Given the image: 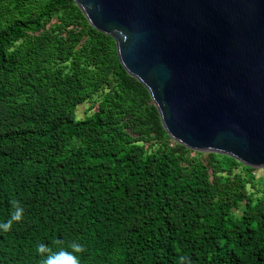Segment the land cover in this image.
Here are the masks:
<instances>
[{"label": "trees", "instance_id": "1", "mask_svg": "<svg viewBox=\"0 0 264 264\" xmlns=\"http://www.w3.org/2000/svg\"><path fill=\"white\" fill-rule=\"evenodd\" d=\"M254 171L174 141L74 0H0V264H264Z\"/></svg>", "mask_w": 264, "mask_h": 264}, {"label": "water", "instance_id": "2", "mask_svg": "<svg viewBox=\"0 0 264 264\" xmlns=\"http://www.w3.org/2000/svg\"><path fill=\"white\" fill-rule=\"evenodd\" d=\"M74 1L176 142L264 168V0Z\"/></svg>", "mask_w": 264, "mask_h": 264}, {"label": "rangeland", "instance_id": "3", "mask_svg": "<svg viewBox=\"0 0 264 264\" xmlns=\"http://www.w3.org/2000/svg\"><path fill=\"white\" fill-rule=\"evenodd\" d=\"M94 105L95 104H94V101L93 100L86 101L85 103L80 104L77 107V110H76L77 118L83 119L87 114H91L95 110V108H93ZM195 152H199V153H202V154L211 153V152H201V151H195ZM254 169H255L254 174L256 176L254 182L257 183V187H259L260 189L261 188H264V168H254ZM237 171L238 172L243 171L244 172V175H246L245 169L242 168V167H240ZM248 189H249V192L254 191V187H252V184L251 183L248 184ZM235 211H236V214L237 215L238 214H241L240 209H237Z\"/></svg>", "mask_w": 264, "mask_h": 264}, {"label": "clouds", "instance_id": "4", "mask_svg": "<svg viewBox=\"0 0 264 264\" xmlns=\"http://www.w3.org/2000/svg\"><path fill=\"white\" fill-rule=\"evenodd\" d=\"M21 209H17L16 213H14L13 218L19 220L20 219ZM5 230H7V225L3 226ZM45 248V245L41 244L38 246V251H42ZM72 248L74 251H80L82 246L80 244H73ZM59 255H67V253L61 252ZM45 264H58L52 257H50ZM72 264H79V261L76 258H73Z\"/></svg>", "mask_w": 264, "mask_h": 264}]
</instances>
